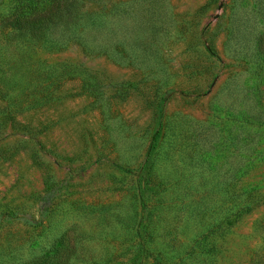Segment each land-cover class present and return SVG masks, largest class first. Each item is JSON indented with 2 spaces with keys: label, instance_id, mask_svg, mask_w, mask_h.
Masks as SVG:
<instances>
[{
  "label": "rangeland",
  "instance_id": "obj_1",
  "mask_svg": "<svg viewBox=\"0 0 264 264\" xmlns=\"http://www.w3.org/2000/svg\"><path fill=\"white\" fill-rule=\"evenodd\" d=\"M63 234L68 264H264V0L0 28V264Z\"/></svg>",
  "mask_w": 264,
  "mask_h": 264
},
{
  "label": "trees",
  "instance_id": "obj_2",
  "mask_svg": "<svg viewBox=\"0 0 264 264\" xmlns=\"http://www.w3.org/2000/svg\"><path fill=\"white\" fill-rule=\"evenodd\" d=\"M69 0H0V28H16L18 30H38L54 22L59 14L67 7ZM253 191L252 189L249 192ZM252 199L241 202L240 209L234 218L227 215L223 218L225 226L232 225L243 213L253 207ZM210 230L205 233V239H209ZM64 234L57 238L53 246L41 256L31 257L16 264H68L65 256L58 254ZM203 250L213 251L214 246L210 242L201 247Z\"/></svg>",
  "mask_w": 264,
  "mask_h": 264
}]
</instances>
